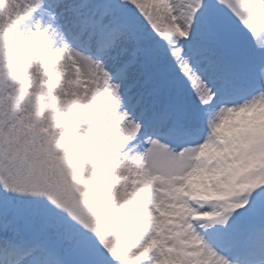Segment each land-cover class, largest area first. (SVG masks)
Returning <instances> with one entry per match:
<instances>
[{
  "label": "snow or ice",
  "instance_id": "obj_1",
  "mask_svg": "<svg viewBox=\"0 0 264 264\" xmlns=\"http://www.w3.org/2000/svg\"><path fill=\"white\" fill-rule=\"evenodd\" d=\"M0 264H264V0H0Z\"/></svg>",
  "mask_w": 264,
  "mask_h": 264
}]
</instances>
